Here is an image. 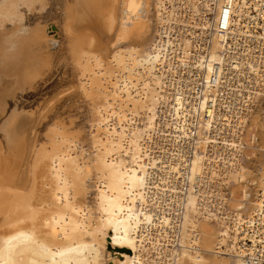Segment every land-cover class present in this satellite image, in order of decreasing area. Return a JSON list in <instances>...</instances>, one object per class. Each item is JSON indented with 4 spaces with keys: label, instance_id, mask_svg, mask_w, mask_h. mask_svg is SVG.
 <instances>
[{
    "label": "bare ground",
    "instance_id": "1",
    "mask_svg": "<svg viewBox=\"0 0 264 264\" xmlns=\"http://www.w3.org/2000/svg\"><path fill=\"white\" fill-rule=\"evenodd\" d=\"M258 16L264 0H0V264H103L106 252L109 264H254L234 231L264 192ZM57 43L87 102L90 157L71 125L37 144L55 108L25 103L56 73ZM171 101L174 133L159 118ZM221 131L241 146L213 171L223 157L205 136ZM222 174L228 200L209 186Z\"/></svg>",
    "mask_w": 264,
    "mask_h": 264
},
{
    "label": "built area",
    "instance_id": "2",
    "mask_svg": "<svg viewBox=\"0 0 264 264\" xmlns=\"http://www.w3.org/2000/svg\"><path fill=\"white\" fill-rule=\"evenodd\" d=\"M254 14H257V13H254ZM257 19H259L258 22H260V24L264 23V20L260 16H258ZM250 25L253 27L255 25V22L254 23L251 22ZM206 26L207 25H204L203 27L199 26L196 28L202 32L201 29L202 28L204 29ZM256 45H260V44H256ZM220 64L221 63H219V62L215 63L216 67H220ZM204 71H206V68L204 69ZM193 72L195 75L197 74V69L195 67H194ZM185 73H186V71H185ZM217 76H218V73L211 75L208 80L214 82L216 80ZM237 101L240 104L241 108L246 107L247 99H246L245 95L241 96L240 99ZM172 103L173 102L171 101V106L173 107V109L170 106V111H168V112H164L163 109L161 110V108L159 109V118H161V120H162L160 123L161 124V130H169L170 129V133H171V130L174 133L175 132V130H174L175 126L178 124V122L180 123V120H179V118L175 112V107ZM168 122H169L170 126H167ZM242 123H243V120H242ZM224 125L230 126V124L227 121H225ZM192 126H194V128L198 127V125H192ZM220 126L222 127V125H220ZM186 127L190 130V124H187ZM226 131H228V130H226ZM217 133H218V135L216 138H211V136H213V133L207 134L205 136V137L210 136V139L208 141L211 142L213 145L214 144L217 145L219 152H220L221 156L223 157V159H221L220 156H218V158L216 160L217 166H215L213 171H217V169H219V168H224L225 166H229V164L232 162V161L230 163L225 162L224 159H226V158L231 159L232 158V160H233L235 157H237L236 152L239 149V145L241 146V138H235V140L237 141V143L239 145L236 143L235 145L230 146V144H232L231 143L232 142L231 140L233 138L232 134L236 135L238 133L241 136V134L243 133V130H236V127H234L232 130V134L231 133L230 134H224V133H222V131L220 134H219V132H217ZM165 137L166 136H164L161 133L158 134L157 140L160 142V143H158L159 146H168L169 147L170 145H172L170 142H168L166 144V142H165L166 140H163V139H165ZM231 148L233 149V151L231 150ZM210 160H212V159H210ZM208 181L210 183L209 186H211L210 189L214 193L213 194L214 197L221 194L224 197H226V199L228 200L230 186H231L230 180H226L224 178V175H223L222 177L212 176L210 178V180H208ZM226 199H225V204L227 205ZM234 233H235V236L237 237V242L239 243L238 247H239V251H240L239 253L241 254V256L245 260H247L251 263L264 264V192H262V194L260 196L259 206L257 207V209L250 216H248L245 220L237 221V226H236Z\"/></svg>",
    "mask_w": 264,
    "mask_h": 264
},
{
    "label": "rangeland",
    "instance_id": "3",
    "mask_svg": "<svg viewBox=\"0 0 264 264\" xmlns=\"http://www.w3.org/2000/svg\"><path fill=\"white\" fill-rule=\"evenodd\" d=\"M53 25L54 24H52V26H50V28H49V26H48V32H49V35L50 36H52V35H55L56 33L55 32H53L54 30V28H53ZM57 25V24H56ZM55 26V25H54ZM56 37H55V41H59L60 43L63 41H61V39H60V36H59V34H58V36L57 35H55ZM57 45H58V48H57ZM59 50V43H57L56 44V46L55 47H53L52 48V53H53V55H54V61H55V63H54V68L53 69H55L57 66H56V63L58 64V67L54 70V72H56V73H54L53 74V76L51 77V79L50 80H48V81H46V82H44L43 80H41V81H39V83H37L36 84V86L34 87V88H32V89H30L27 93H28V95H29V98H27V101L25 102L26 103V106H27V109H30V108H36V106L37 107H40L41 105H43L44 104V102H45V100H47V98H48V101L50 100V102H48L47 104L50 106V108H52V107H54L55 108V110L53 111V112H49V113H46L44 116H43V118L41 119V121L38 123V125H40V126H38L37 125V127H39L38 129L36 128V130H38L37 131V133H36V137H37V140H38V142H37V144L39 143H41V142H43V141H47V139H45L44 137H45V134H47V129L48 130H50V128L52 129L55 125H58V126H62V128H65L66 129V127L68 128L70 125V127H69V130H71V131H69L68 129V132L69 133H71L72 134V132H75V134H77V136H79V137H81V141L82 142H84V144H86L87 142H89L88 140L86 141V138H88L89 140H90V134H91V129H90V127H91V121H90V116H88V112L85 110V108L87 107L86 105H87V102H84V101H86L85 99H84V101H83V98H77V96L78 95H76V97L75 98H73L72 97V92H74V91H76L78 88H75V83H77V76L75 75L76 73H75V71H74V69H73V67L71 66V65H68V63L66 62V59H65V57H64V55H62L61 54V52H59L58 51ZM55 51V52H54ZM57 52V53H56ZM57 54V55H56ZM59 55L61 56V57H59ZM64 60V62L66 63H62V61ZM59 64H61L60 66H59ZM68 65V66H67ZM63 66H65V67H63ZM70 66V67H69ZM66 67H69V68H66ZM61 69V71H60V69ZM66 69V70H65ZM71 69H72V71H74V72H72V74L71 73H69V72H71ZM64 71H66V72H64ZM59 72V73H58ZM68 73V74H67ZM69 74H71V75H69ZM69 75V76H68ZM71 76V77H70ZM76 76V77H75ZM63 77H65L64 79H63ZM73 77H75V78H73ZM74 79V82H73V79ZM68 79H70L69 81H68ZM60 80V81H59ZM67 80V81H66ZM57 82H61L60 84L59 83H57ZM70 82H72V83H70ZM63 83V84H62ZM69 83V84H68ZM69 87H74L73 88V91H72V88H69ZM64 89V90H63ZM63 91V92H61L60 93V91ZM76 92H78V91H76ZM71 96H70V95ZM56 95H57V97H56ZM61 96V97H60ZM67 96V97H66ZM74 96V95H73ZM53 97H56V98H54L53 99ZM60 97V98H59ZM71 97V98H70ZM57 98H59V99H57ZM70 98V99H69ZM75 99V101L73 100V99ZM55 99H57L56 100V102H55ZM52 100V101H51ZM73 102H72V101ZM79 102H77V101ZM68 101H70V102H68ZM82 101H83V103H82ZM55 102V103H54ZM53 103V104H52ZM69 103H70V105H69ZM66 104V105H65ZM67 104L70 106V107H72V106H74V108L75 109H77V110H75L74 108L72 109V108H69V106H67ZM71 104H72V106H71ZM74 104V105H73ZM77 104H80V106L79 105H77ZM84 104H86V105H84ZM55 105V106H54ZM64 105H65V107H64ZM79 106V107H78ZM85 106V107H84ZM56 108H57V110H56ZM87 109V108H86ZM82 111L81 113L79 112V111ZM60 111V112H59ZM57 114H56V113ZM60 113V114H59ZM83 113V114H82ZM68 116H67V115ZM86 115V116H85ZM90 115V114H89ZM2 116H5V115H2ZM2 116H0V118L1 119H3L2 118ZM66 116V117H65ZM85 116V117H84ZM56 117V118H55ZM58 117V118H57ZM60 117V118H59ZM62 117V118H61ZM6 118V116L4 117V119ZM74 118V119H73ZM88 119V121H87V119ZM3 119V120H4ZM62 119V120H61ZM3 120H1L0 121V123L3 121ZM58 120V121H57ZM68 120V121H67ZM86 120V121H85ZM61 123H60V122ZM53 122V123H52ZM70 122V123H69ZM87 122H88V125H86L87 124ZM72 123V124H71ZM90 123V124H89ZM65 124V125H64ZM52 125V126H51ZM64 125V126H63ZM90 125V126H89ZM66 126V127H65ZM73 126V127H72ZM88 126H89V128H88ZM50 127V128H49ZM74 128L73 130H72V128ZM75 128L77 129L76 131H75ZM46 129V130H45ZM90 129V130H89ZM79 132V133H78ZM88 132V133H87ZM89 132H90V134H89ZM82 134L83 135H86V136H82ZM88 134H89V136H88ZM39 135V136H38ZM45 139V140H43V139ZM85 138V139H84ZM41 139V140H40ZM84 139V140H83ZM40 140V141H39ZM90 143V142H89ZM90 144H86L85 145V149H87L86 147H88V148H90ZM87 150H89V149H87ZM92 150V147L90 148V150L88 151V152H86V154L88 153V156L90 157L91 155H90V151ZM88 156H87V158H88ZM1 187H4L3 185H2V183H0V188ZM107 254H105L106 256L104 257V261H103V264H109V263H113L114 261H113V259L114 258H112L113 256H109V253L108 252H106ZM107 257V258H106ZM106 260H107V262L108 263H106ZM110 261V262H109Z\"/></svg>",
    "mask_w": 264,
    "mask_h": 264
}]
</instances>
